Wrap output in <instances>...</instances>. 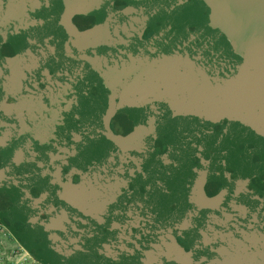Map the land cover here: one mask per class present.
I'll list each match as a JSON object with an SVG mask.
<instances>
[{
	"label": "water",
	"instance_id": "95a60500",
	"mask_svg": "<svg viewBox=\"0 0 264 264\" xmlns=\"http://www.w3.org/2000/svg\"><path fill=\"white\" fill-rule=\"evenodd\" d=\"M0 223L41 264H264V0H0Z\"/></svg>",
	"mask_w": 264,
	"mask_h": 264
},
{
	"label": "rangeland",
	"instance_id": "374dc122",
	"mask_svg": "<svg viewBox=\"0 0 264 264\" xmlns=\"http://www.w3.org/2000/svg\"><path fill=\"white\" fill-rule=\"evenodd\" d=\"M11 245L13 246V256H17L16 258H21L23 256L27 257V253L18 245L17 241L9 232L8 227L0 223V250H3V248H11ZM27 259L28 263H32V257Z\"/></svg>",
	"mask_w": 264,
	"mask_h": 264
},
{
	"label": "crops",
	"instance_id": "0c3cea01",
	"mask_svg": "<svg viewBox=\"0 0 264 264\" xmlns=\"http://www.w3.org/2000/svg\"><path fill=\"white\" fill-rule=\"evenodd\" d=\"M12 249L13 246L11 248H3V250H0V264H32L28 263V261L21 262L22 260L24 261L26 257L23 256L21 258H16L17 256H13Z\"/></svg>",
	"mask_w": 264,
	"mask_h": 264
},
{
	"label": "built area",
	"instance_id": "2783aa9c",
	"mask_svg": "<svg viewBox=\"0 0 264 264\" xmlns=\"http://www.w3.org/2000/svg\"><path fill=\"white\" fill-rule=\"evenodd\" d=\"M27 258H31V257H29V255L27 254V257L24 259V261L22 260L21 262H27L28 261ZM32 264H40V263H38L36 260L32 259Z\"/></svg>",
	"mask_w": 264,
	"mask_h": 264
},
{
	"label": "trees",
	"instance_id": "16d2710c",
	"mask_svg": "<svg viewBox=\"0 0 264 264\" xmlns=\"http://www.w3.org/2000/svg\"><path fill=\"white\" fill-rule=\"evenodd\" d=\"M34 260H36L38 263H40L37 259L33 258ZM41 264V263H40Z\"/></svg>",
	"mask_w": 264,
	"mask_h": 264
}]
</instances>
